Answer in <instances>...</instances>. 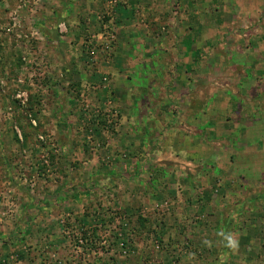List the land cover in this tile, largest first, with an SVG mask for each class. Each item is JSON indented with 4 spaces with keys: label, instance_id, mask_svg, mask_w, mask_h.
Masks as SVG:
<instances>
[{
    "label": "rangeland",
    "instance_id": "rangeland-1",
    "mask_svg": "<svg viewBox=\"0 0 264 264\" xmlns=\"http://www.w3.org/2000/svg\"><path fill=\"white\" fill-rule=\"evenodd\" d=\"M0 264H264V0H0Z\"/></svg>",
    "mask_w": 264,
    "mask_h": 264
},
{
    "label": "clouds",
    "instance_id": "clouds-1",
    "mask_svg": "<svg viewBox=\"0 0 264 264\" xmlns=\"http://www.w3.org/2000/svg\"><path fill=\"white\" fill-rule=\"evenodd\" d=\"M230 246L235 247V246H236V245H235V241L230 240Z\"/></svg>",
    "mask_w": 264,
    "mask_h": 264
},
{
    "label": "crops",
    "instance_id": "crops-1",
    "mask_svg": "<svg viewBox=\"0 0 264 264\" xmlns=\"http://www.w3.org/2000/svg\"><path fill=\"white\" fill-rule=\"evenodd\" d=\"M164 101V100H163Z\"/></svg>",
    "mask_w": 264,
    "mask_h": 264
}]
</instances>
